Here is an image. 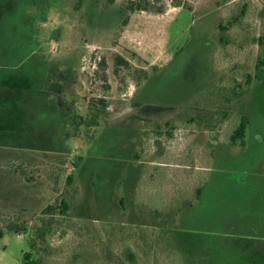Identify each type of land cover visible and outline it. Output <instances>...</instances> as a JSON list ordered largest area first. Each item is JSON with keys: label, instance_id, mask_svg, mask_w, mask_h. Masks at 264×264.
<instances>
[{"label": "rangeland", "instance_id": "1", "mask_svg": "<svg viewBox=\"0 0 264 264\" xmlns=\"http://www.w3.org/2000/svg\"><path fill=\"white\" fill-rule=\"evenodd\" d=\"M239 1L159 0L162 13H130L121 1L0 0V264L20 263L42 219L53 220L49 264L76 254L80 264H112L108 240L131 246L135 264H264V79L229 97L253 73L259 0H248L225 43L217 31ZM223 108L235 113L224 119ZM204 111L221 119L216 128L187 125ZM238 112L250 119L248 146L228 155ZM166 121L169 139L154 132ZM214 145L216 159L204 160ZM201 181L189 208L183 194ZM59 197L69 215L43 214ZM171 206L181 208L174 223L152 228L149 209Z\"/></svg>", "mask_w": 264, "mask_h": 264}, {"label": "trees", "instance_id": "2", "mask_svg": "<svg viewBox=\"0 0 264 264\" xmlns=\"http://www.w3.org/2000/svg\"><path fill=\"white\" fill-rule=\"evenodd\" d=\"M106 1L108 4H113L116 1H121L124 10L129 11L130 13H134V12L162 13L164 12V8H157L155 6V2H158L159 0H106ZM226 3H228V1L227 2L219 1L218 5H223ZM174 5L177 7L186 8L189 11H191V8L189 6H183L179 1L174 3ZM250 11H251V8H250V3L248 2V0H240L236 4V9L233 12V14L230 16V18L218 24L217 26L218 40L221 44L226 42L227 33L235 25L241 22V20L244 17H246ZM259 19L264 24V8L263 9L261 8L260 10ZM255 42L257 43L258 46H257V51L255 55L254 65H253V73L246 74L245 76L242 77L243 79L241 81H239L238 83H234V85L229 90V95H230L229 97L231 99L238 100L239 98L243 97L245 94H247L250 91L253 84H256V83L258 84L264 79V31L262 32L260 36L256 38ZM116 61L119 64L128 66V63L124 61L123 59H121L120 57H117ZM103 64H104L103 61H101L99 63V66L102 67ZM61 78H62L61 75H58L56 77L54 86H53L55 88L51 90L53 91L52 95L56 96L57 98L62 92L61 91L62 88L60 85ZM100 102H101L102 107L106 108L105 102L104 101H100ZM220 111H221L220 116L224 119H227L230 116V114L235 113V111H233L232 108H223ZM207 113L208 115H206ZM209 114L210 113L208 111H204L205 117L201 116V114L200 115L198 114L197 117L192 115L191 118L187 119L188 120L187 125L189 127H197L199 126L200 121H203L204 124L205 123L208 124V122L211 121L210 123L211 126L208 124L209 128L210 129L216 128L217 126L216 124L220 123L221 119H217L216 122L214 123L213 120H209L208 118ZM202 126H205V125L202 124ZM154 129L156 130L154 131L155 135L158 134V136H162L163 133L161 132L165 131L166 129V136H167L166 139L171 138L173 135V131L175 130L174 125L171 121H166L164 123H156L154 125ZM249 131H250V119L247 113L240 114L238 112V114L232 121V125L230 128L229 134L227 136V141H225L223 144L225 148L224 149L225 153L228 152V155L229 154L236 155L246 150L248 146V140L250 137ZM157 143L159 144V142ZM215 150H216V147L214 145L211 149V153H209L210 157L208 156L204 160L216 159ZM54 155L55 154L48 153V155L46 156L52 157ZM134 158L139 160L138 154ZM200 169H202L201 165H200ZM73 183H74V173H70L66 177V184L71 185ZM173 184L175 185V189H176V183H173ZM193 186L194 187L192 188V192H190L189 194L188 193L183 194V198L186 203V206H188L189 208H192L194 204L200 200L202 193H203L205 183L201 181V182H197V184H194ZM175 189L171 191L173 194L170 197L175 196V191H176ZM136 192H137L136 199H138L137 197H139L138 195L139 192L138 190ZM188 196H192L190 200L187 199ZM142 200L144 199L143 198L138 199V202L140 204L146 202ZM134 201H135V197H134ZM118 203L120 205L121 211H124L125 210L124 200L122 199L121 196H119ZM69 210H70V203L65 198L59 197L58 201L54 203H50L45 206V209L43 210V214H47L51 216L58 215L61 217H65L69 215ZM149 210L152 212V215H153V218L150 222H151L152 228H154L160 222H163V224L167 223V221L170 223H174L179 212L181 211V208H174L171 206V208H169V210L167 211V214H165V211H162L159 208H152V209L150 208ZM166 218H167V221H164V219ZM52 229H53V220L48 219L44 221L42 219L41 226L38 228H35L33 232L31 233V236L28 239L29 250L23 253L19 264H49V260L53 261V258L48 256V253H50L48 252V249L50 248L49 247L50 242L47 241V238H49L51 235ZM22 230L24 229L22 228ZM114 240L117 242L116 239ZM146 240L147 239L140 238V241H143L144 245L148 246ZM149 240H151V238H149ZM108 241L109 242L105 245V249L103 253L109 260H112V264L113 263L118 264V262L125 263V264H135L136 263V258H137L136 253L134 252L131 246L127 245L123 247L122 249H118L119 250L118 251L114 248V245H113L114 241L113 243H111L112 242L111 240H108ZM109 243L112 244V246L109 245ZM155 251H157L156 253L160 255L158 257L161 258L162 257L161 250L155 249L154 252ZM117 252H119V256L118 255L117 256L119 257V260H120L118 262L113 260V256H115L116 255L115 253ZM159 258H157L156 260H158ZM65 264H80V257L76 254L71 258L70 261H68V263H65Z\"/></svg>", "mask_w": 264, "mask_h": 264}, {"label": "flooded vegetation", "instance_id": "3", "mask_svg": "<svg viewBox=\"0 0 264 264\" xmlns=\"http://www.w3.org/2000/svg\"><path fill=\"white\" fill-rule=\"evenodd\" d=\"M260 4H261V8H264V2L262 0H259ZM33 120L30 121V124H33Z\"/></svg>", "mask_w": 264, "mask_h": 264}, {"label": "water", "instance_id": "4", "mask_svg": "<svg viewBox=\"0 0 264 264\" xmlns=\"http://www.w3.org/2000/svg\"><path fill=\"white\" fill-rule=\"evenodd\" d=\"M264 2V0H262Z\"/></svg>", "mask_w": 264, "mask_h": 264}]
</instances>
